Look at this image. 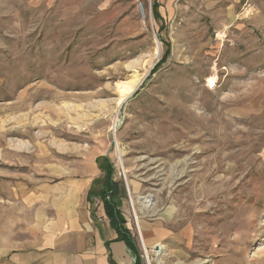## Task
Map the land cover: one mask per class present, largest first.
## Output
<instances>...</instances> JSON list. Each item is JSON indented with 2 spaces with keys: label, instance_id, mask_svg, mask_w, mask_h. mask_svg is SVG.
<instances>
[{
  "label": "rangeland",
  "instance_id": "1",
  "mask_svg": "<svg viewBox=\"0 0 264 264\" xmlns=\"http://www.w3.org/2000/svg\"><path fill=\"white\" fill-rule=\"evenodd\" d=\"M141 1L0 0V230L100 159L141 264H264V0Z\"/></svg>",
  "mask_w": 264,
  "mask_h": 264
},
{
  "label": "crops",
  "instance_id": "2",
  "mask_svg": "<svg viewBox=\"0 0 264 264\" xmlns=\"http://www.w3.org/2000/svg\"><path fill=\"white\" fill-rule=\"evenodd\" d=\"M176 1L156 0L158 19L161 10ZM102 175L96 159L88 172L54 185L19 188L11 220L3 221L0 230V264H141L113 226L96 190Z\"/></svg>",
  "mask_w": 264,
  "mask_h": 264
},
{
  "label": "trees",
  "instance_id": "3",
  "mask_svg": "<svg viewBox=\"0 0 264 264\" xmlns=\"http://www.w3.org/2000/svg\"><path fill=\"white\" fill-rule=\"evenodd\" d=\"M153 14L155 15L156 18H158V4L155 1V4L153 6ZM106 162L109 161L108 159H104ZM97 162L99 164L100 169L102 170V172H106L105 174H107L106 169L102 166V162L100 161V159H97ZM101 195L105 201V207H106V211H107V215L109 216L112 224L114 227L117 228L120 236L127 242L130 244V246L132 247L133 251L136 253L135 248L132 245V240L130 239V234L128 232V230L125 228V221L123 219L122 213L120 212V210L117 207L116 203H113L111 200H107V197L109 198V195H105V193L102 191ZM140 261V259H139Z\"/></svg>",
  "mask_w": 264,
  "mask_h": 264
},
{
  "label": "bare ground",
  "instance_id": "4",
  "mask_svg": "<svg viewBox=\"0 0 264 264\" xmlns=\"http://www.w3.org/2000/svg\"><path fill=\"white\" fill-rule=\"evenodd\" d=\"M156 51H157V56H159L160 51L159 50H156ZM141 81H142V79L139 80L138 76L135 75L134 79L131 82H122V83L118 84L119 94L121 95V98H120L121 103H123L131 94H133V92L139 87ZM117 122H118V120H117ZM117 122H116V124H117ZM130 196H131V203L134 206V203H135L134 197L132 194H130ZM150 199H151V196L144 197L141 199V202L144 206L149 207L152 205V202ZM160 248H162V247H160Z\"/></svg>",
  "mask_w": 264,
  "mask_h": 264
},
{
  "label": "built area",
  "instance_id": "5",
  "mask_svg": "<svg viewBox=\"0 0 264 264\" xmlns=\"http://www.w3.org/2000/svg\"><path fill=\"white\" fill-rule=\"evenodd\" d=\"M137 10L143 22H149L151 28L153 29L154 25H153L152 14L148 12L147 7L143 1L137 0Z\"/></svg>",
  "mask_w": 264,
  "mask_h": 264
},
{
  "label": "water",
  "instance_id": "6",
  "mask_svg": "<svg viewBox=\"0 0 264 264\" xmlns=\"http://www.w3.org/2000/svg\"><path fill=\"white\" fill-rule=\"evenodd\" d=\"M122 124H123V117H121L117 128H120Z\"/></svg>",
  "mask_w": 264,
  "mask_h": 264
}]
</instances>
